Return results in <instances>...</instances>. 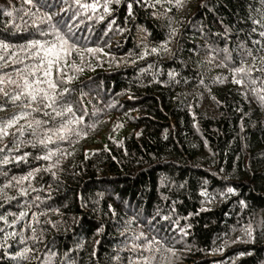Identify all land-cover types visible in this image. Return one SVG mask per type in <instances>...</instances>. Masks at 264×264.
<instances>
[{"label": "trees", "instance_id": "trees-1", "mask_svg": "<svg viewBox=\"0 0 264 264\" xmlns=\"http://www.w3.org/2000/svg\"><path fill=\"white\" fill-rule=\"evenodd\" d=\"M256 20L264 0H0V78L67 39L52 78L73 112L49 127L79 121L41 145L44 109L0 140V264H264Z\"/></svg>", "mask_w": 264, "mask_h": 264}, {"label": "snow or ice", "instance_id": "snow-or-ice-1", "mask_svg": "<svg viewBox=\"0 0 264 264\" xmlns=\"http://www.w3.org/2000/svg\"><path fill=\"white\" fill-rule=\"evenodd\" d=\"M27 2L31 3V0H27ZM77 2H79V0H77ZM83 7L87 9L94 8L95 6L85 4ZM105 10H107V8H105ZM9 15H11V13H9ZM254 23L264 24V20H256ZM260 35L264 36V32H261ZM58 40V44L41 45L39 41H33L32 44L29 45L30 48L36 49L35 55L39 58V63L35 68L30 69L26 76H21L22 83L17 82L11 77L0 78V95L8 98L13 105H17L19 102L18 113H13L8 118H0V140L8 136L15 138L17 134L23 136L25 132V127L23 126L17 128L16 132L10 130L15 128L21 120H28V117L33 112H41L44 109H51L50 112L43 111V115L48 117L47 120L33 118L26 126L29 134L33 136H39L38 130L44 129L43 138L37 141L41 145H47V143L52 142L53 135L59 140L66 139L67 134L72 131L69 125L79 122L77 120H68L66 123L61 122L59 127H49V124L53 123L56 117H64L66 113L73 112V109L66 105L57 110V106L63 103V94H57L55 92L58 83L52 78V69L53 67H57V71L61 72V74L63 73V69L60 68L59 65L64 61L65 56L69 54L70 49L67 39L59 37ZM0 47L7 48L8 46L0 45ZM89 51L91 52L94 50L89 49ZM153 51L156 50L153 49ZM248 55H251V52H249ZM77 70L79 71L82 69ZM251 71L252 69L245 67L234 69L235 73L243 75H248ZM260 71H264V69H260ZM29 77H31V79H29ZM71 79L72 77L67 78L69 82ZM234 82L239 84L243 83V80H235ZM6 84H13L16 87L10 93L5 90ZM64 91L68 92L69 90L65 88ZM261 99L264 100V97H261ZM2 109L3 105L0 104V110ZM61 133H63V135H61ZM3 150L4 149H0V151ZM50 155L43 157V159H49ZM4 162L7 163L6 160ZM229 191H231V189H229ZM0 219H3V217L0 216ZM27 251L26 249L25 252H21L19 255L24 257ZM148 259V257H144L145 264H147Z\"/></svg>", "mask_w": 264, "mask_h": 264}]
</instances>
